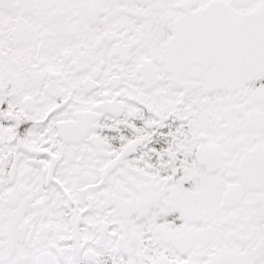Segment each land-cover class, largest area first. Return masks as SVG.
I'll use <instances>...</instances> for the list:
<instances>
[{"label":"snow or ice","instance_id":"6c2138e0","mask_svg":"<svg viewBox=\"0 0 264 264\" xmlns=\"http://www.w3.org/2000/svg\"><path fill=\"white\" fill-rule=\"evenodd\" d=\"M0 264H264V0H0Z\"/></svg>","mask_w":264,"mask_h":264}]
</instances>
